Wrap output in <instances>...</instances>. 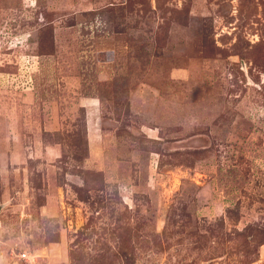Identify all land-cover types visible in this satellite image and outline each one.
<instances>
[{
    "label": "rangeland",
    "instance_id": "obj_1",
    "mask_svg": "<svg viewBox=\"0 0 264 264\" xmlns=\"http://www.w3.org/2000/svg\"><path fill=\"white\" fill-rule=\"evenodd\" d=\"M0 264H264V0H0Z\"/></svg>",
    "mask_w": 264,
    "mask_h": 264
},
{
    "label": "built area",
    "instance_id": "obj_2",
    "mask_svg": "<svg viewBox=\"0 0 264 264\" xmlns=\"http://www.w3.org/2000/svg\"><path fill=\"white\" fill-rule=\"evenodd\" d=\"M18 258H19V260H24V261L30 262V263L36 262V257L27 251L19 253Z\"/></svg>",
    "mask_w": 264,
    "mask_h": 264
}]
</instances>
